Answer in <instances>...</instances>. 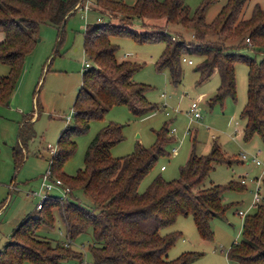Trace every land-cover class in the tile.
<instances>
[{"label":"trees","instance_id":"16d2710c","mask_svg":"<svg viewBox=\"0 0 264 264\" xmlns=\"http://www.w3.org/2000/svg\"><path fill=\"white\" fill-rule=\"evenodd\" d=\"M80 1L0 0V62L9 66L8 73L0 76V103L7 102L12 93L20 61L36 41L37 23L47 22L58 28ZM245 1L227 0L215 18L205 22L203 12L209 0L193 10L183 0H134L132 4L92 0L98 13H119L121 22L101 17L99 21L94 18L85 22L82 49L90 63L81 71V84L72 103L73 123H66L59 132L55 152L49 157L53 175L70 187V196L75 189L88 197L89 204L58 201L50 195L36 213L26 214L12 229L0 248V264H20L22 260L32 264L79 263V250L36 234L38 226L52 225L53 209L64 223L65 237L74 240L89 231L86 251L90 264H190L200 254L182 251L167 259V250L179 231L161 233L160 229L172 224L178 215H190L199 237L208 240L210 219L222 217L235 204L223 201V194L242 191L244 183L229 181L200 187L212 164L228 162L216 143L206 154L197 155L192 149L176 178L165 180L155 175L142 191H138L140 180L157 156L164 153L163 146L169 140L165 125L154 131L155 139L149 148L136 143L130 153L113 157L109 149L122 136L120 126L109 122L88 142L81 168L67 175L61 166L74 151L72 137L83 133L89 120L101 119L111 106L124 104L134 116L157 108L145 98L148 86L132 80L140 65L115 58L116 46L109 42L111 35L128 36L136 42H161L163 47L154 66L166 68L173 84L181 78V57H193L196 83L213 74L219 79L211 103L233 96V64L243 62L247 67V89L240 113L244 121L240 135L245 141L256 134L264 146V8L254 5L244 18ZM133 19L139 20L140 30L131 26ZM175 24L190 30L191 38L173 37L167 27ZM21 145L12 148L16 164L21 159ZM261 182L264 194V177ZM226 256L237 264H264L263 195L254 209L241 217L239 239L231 242Z\"/></svg>","mask_w":264,"mask_h":264},{"label":"rangeland","instance_id":"374dc122","mask_svg":"<svg viewBox=\"0 0 264 264\" xmlns=\"http://www.w3.org/2000/svg\"><path fill=\"white\" fill-rule=\"evenodd\" d=\"M123 1L132 4L134 0ZM203 1L183 0L190 10ZM226 1L209 0L203 12L205 22L213 20ZM254 5L264 8V0H246L242 7L244 18L249 16ZM98 11L95 3H92L90 11L85 14V22L92 21L96 16L113 23L121 22L119 13L112 16L113 13L107 10L109 13L106 11L101 15ZM159 23L162 21L159 20ZM131 26L141 29L139 20L133 19ZM83 28L81 9L74 10L66 17L61 28L47 22H38L36 41L20 61V71L12 93L7 102L0 103V248L21 218L36 213L34 205L38 198L27 196L26 192L36 188L39 175L47 166L48 151L56 145L57 135L66 124L65 117L70 112L72 116V103L77 87L81 84V60L90 63L82 49ZM167 29L175 38H191L190 30L182 29L177 24ZM2 37L0 31V40ZM109 42L116 46L115 58H124L140 65L133 73L132 80L148 86L145 98L156 104L157 108L134 116L126 105L118 104L111 106L101 119L89 120L88 128L72 137L74 151L64 160L61 170L67 175H73L81 168L88 142L109 122L120 126L122 136L109 149L113 157L130 153L136 143L149 148L155 139L154 131L162 125L167 128L169 140L163 146L164 153L157 156L142 177L138 191H142L155 175L165 180L176 178L179 167L184 164L192 149L195 154L202 155L209 151L213 142L216 143L228 162L212 164L200 187L225 185L242 178L245 185L242 191H226L223 194V201L235 204L222 217L210 219L211 238L208 240L199 237L190 215H178L172 224L161 228L160 232L179 231L167 250V259L174 258L182 251H195L200 254L190 264H237L226 256L231 242L239 239L241 216L237 211L250 212L254 209L250 203L251 193L256 186L260 195L264 196L261 184L264 177V146L256 134L245 141L240 135L244 122L240 113L247 89L246 65L240 61L233 64V96L226 95L221 101L211 103L210 98L219 84L216 74L204 82L196 83L194 63L187 64L181 60V78L173 84L169 81L166 68L156 69L154 66L163 47L161 42H136L131 37L117 35L109 36ZM247 52L250 53L248 49ZM184 57L194 61L193 57ZM8 71L9 66L0 62V76L6 75ZM191 102L197 105L198 118L188 114ZM68 123H73V119L70 118ZM20 145L18 157L21 159L16 164L12 148ZM171 148H175L174 152H171ZM241 153L245 158H241ZM252 157H256L260 164L251 162ZM160 166L163 168L160 169ZM70 185L75 188L73 183ZM51 192L58 194L60 189L54 188ZM71 194L68 200L89 204L88 197L75 189ZM52 216V225L38 226L36 234L62 242L66 239L64 223L56 209L52 210ZM72 241L74 244L82 243L86 248L90 242L89 231ZM85 260L90 264L87 251ZM20 264L32 263L22 260Z\"/></svg>","mask_w":264,"mask_h":264},{"label":"built area","instance_id":"2783aa9c","mask_svg":"<svg viewBox=\"0 0 264 264\" xmlns=\"http://www.w3.org/2000/svg\"><path fill=\"white\" fill-rule=\"evenodd\" d=\"M91 4H92V0H81L80 2H78L75 7L76 9H81L82 13H83V19H84V24H85V14L87 11H89L91 8ZM96 21L100 20V17L97 16L95 17ZM245 41H248V38H245ZM182 61H185L187 64H191L192 60L185 58V57H181ZM89 64V63H88ZM87 60L83 59L81 60V69H83L84 67H86L87 65ZM188 114L192 117V118H198L199 117V112L197 109V105L195 102H191L189 104L188 107ZM71 118V112L69 115H67L65 117V123H68V121ZM175 148H171V152H174ZM49 157L55 152V146L53 148L49 149ZM241 158H245V155L241 153ZM251 162H253L254 164H260V162L256 159V157H252ZM49 163H50V159L48 158L47 161V166L44 169V171L39 175V180H38V184L36 186L35 189L33 190H28L26 192L27 196H32L33 198H38L37 201L35 202L34 208L35 210H38L41 208V205L43 203V201L45 199H47L50 195H54L55 199H57L58 201H64L66 199H68V197L70 196V187L63 183V181L56 177L55 175H53L52 170L49 167ZM163 168L162 166H160V169ZM262 171L264 172V167L262 169ZM261 178L256 179V184L258 182V180L260 181ZM239 181L241 183H244V180L242 178L239 179ZM57 188L60 189V193L58 194H54L51 192L52 189ZM261 199V195L259 193V189L258 186L255 187L254 191L251 193V207L254 206L257 202H259V200ZM247 210V209H245ZM237 213L243 217L244 214L246 213V211H242V210H238ZM64 246H70L73 247L74 249L79 250L82 253V256L79 260V263L82 264H87L86 260H85V251L86 248L84 247V245L82 243H78V244H74L73 241L71 239H69L68 237H66V239L64 241L61 242Z\"/></svg>","mask_w":264,"mask_h":264},{"label":"water","instance_id":"95a60500","mask_svg":"<svg viewBox=\"0 0 264 264\" xmlns=\"http://www.w3.org/2000/svg\"><path fill=\"white\" fill-rule=\"evenodd\" d=\"M69 12H70V11H69ZM69 12H68V13H69ZM68 13H67V14H68ZM67 14H66V15H67ZM66 15H65V16H66ZM63 23H64V19L62 20V22H61V24H60L59 28H61V27H62ZM78 89H79V86L77 87V90H78Z\"/></svg>","mask_w":264,"mask_h":264},{"label":"crops","instance_id":"0c3cea01","mask_svg":"<svg viewBox=\"0 0 264 264\" xmlns=\"http://www.w3.org/2000/svg\"><path fill=\"white\" fill-rule=\"evenodd\" d=\"M2 33V32H1ZM162 169V168H161Z\"/></svg>","mask_w":264,"mask_h":264}]
</instances>
